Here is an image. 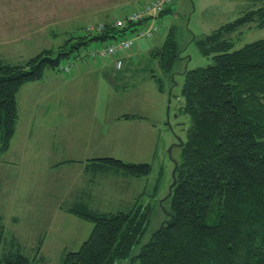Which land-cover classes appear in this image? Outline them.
Instances as JSON below:
<instances>
[{"label":"rangeland","instance_id":"rangeland-1","mask_svg":"<svg viewBox=\"0 0 264 264\" xmlns=\"http://www.w3.org/2000/svg\"><path fill=\"white\" fill-rule=\"evenodd\" d=\"M104 1L0 0V55L7 63L24 64L44 49H54L56 58L70 34H88L91 22L106 18L100 17L103 10H96L119 0ZM261 5L262 0H177L158 20L162 31L142 39L150 45L141 50L138 42L121 69L111 59L95 61L90 47L103 43L89 41L61 59L60 65H70L69 70L46 68L39 79L22 86L15 134L9 149L0 150V258L17 241L32 258L63 264L66 254L78 250L93 230L91 221L68 211L73 198L85 196L89 175L91 208L118 212L137 204L151 206L147 241L167 217L170 199H162L171 194L181 155L179 138H187L192 123L189 114L178 110L182 72L214 64L213 54L203 53L199 40ZM111 10L104 20L124 9L118 5ZM172 26L181 57L168 72L153 52ZM55 28L59 31L53 35ZM243 28L232 33L235 48L264 38V27ZM91 156L149 163L152 168L148 175L133 176L85 167V158Z\"/></svg>","mask_w":264,"mask_h":264},{"label":"trees","instance_id":"trees-1","mask_svg":"<svg viewBox=\"0 0 264 264\" xmlns=\"http://www.w3.org/2000/svg\"><path fill=\"white\" fill-rule=\"evenodd\" d=\"M173 6L160 11L156 22ZM116 18L107 21L102 30L70 34L56 58L54 49H44L24 64L7 63L0 55L2 152L9 149L16 131L17 94L22 86L39 79L46 68L63 70L68 65H60L61 59L89 41L102 44L134 36L154 19L116 26ZM248 24L264 27V0L199 40L203 53L213 54L214 64L182 72L183 101L178 110L189 114L192 123L182 140L180 160L175 162L172 196L162 199H170L165 207L167 217L143 242L151 222L149 204H137L128 211L99 212L79 199L68 211L94 226L81 247L66 254L63 264H264V38L241 48H235L232 38V33L242 32ZM179 52L172 26L153 54L171 72L181 57ZM92 161L98 168L133 176L148 175L152 168L149 163L114 157ZM2 235L0 228V247ZM10 245L0 264H50L25 254L17 241Z\"/></svg>","mask_w":264,"mask_h":264},{"label":"built area","instance_id":"built-area-1","mask_svg":"<svg viewBox=\"0 0 264 264\" xmlns=\"http://www.w3.org/2000/svg\"><path fill=\"white\" fill-rule=\"evenodd\" d=\"M176 0H146L136 7H130L129 10H124L120 14L114 25L123 26L128 22H137L146 17H154L150 22L149 26L142 28L137 31L136 35L129 36L126 35L120 39L108 40L103 43L101 47H90V52L97 57H100L104 60L111 59L114 63V66L117 69H121L124 64V58L133 51L137 46L139 39L150 40L155 37L156 34L162 31L161 24L157 23L155 18L156 15L160 13L165 7L172 5ZM105 22H91L89 24L90 30H102L104 29ZM70 65L64 67L63 70H69Z\"/></svg>","mask_w":264,"mask_h":264},{"label":"crops","instance_id":"crops-1","mask_svg":"<svg viewBox=\"0 0 264 264\" xmlns=\"http://www.w3.org/2000/svg\"><path fill=\"white\" fill-rule=\"evenodd\" d=\"M110 1H112V0H105L104 2H103V4H107V3H109ZM138 2V1H141V2H144V1H146V0H119V1H117L115 4H113V5H109V6H104L103 8H100L99 10H96V11H100V10H103V12L101 13V16L100 17H106V18H104V19H107L108 17H110L111 16V13H112V8L114 7V6H118V5H121V7H123V9L125 10L127 7H129V4H131L132 2ZM137 4H139V2L137 3ZM132 7V6H131ZM109 10H111V12L109 11ZM29 13H30V11H28ZM122 12H123V10H122ZM36 13V12H35ZM66 14H69L68 12H66ZM30 15V14H29ZM36 15H38V14H36ZM119 14H117V16H118ZM104 19H102L103 21H107V20H104ZM92 20V19H91ZM37 20H35L34 22H36ZM98 21H101V20H98ZM31 22H33V21H31ZM149 22V21H148ZM148 22H146V23H144L143 24V27L144 26H146L147 24H148ZM159 22V21H158ZM160 23V22H159ZM29 28L30 29H32V30H36L37 29V32H39V31H41L42 30V28L40 29L38 26L37 27H33L32 25L31 26H29ZM29 28L27 27L25 30H27L28 32H31L30 30H29ZM59 30L57 29V28H55L54 29V31L52 32V33H54L53 35H56V33L58 32ZM156 36V35H155ZM17 39H19V38H21L20 36H17L16 37ZM15 38V39H16ZM10 41V40H9ZM8 41V42H9ZM147 44H149V43H144V41L141 39V40H139V46L141 47L140 48V50L142 49V47L144 46V45H147ZM150 45V44H149ZM139 50V51H140ZM138 51V52H139ZM137 52V53H138ZM130 56H127L126 57V59H125V63H127L128 62V58H129ZM132 57V56H131ZM95 61L97 60V59H94ZM104 62L106 61H108V60H104V59H102ZM95 158H100V157H94V156H91V158H85V159H87L86 160V162L84 163V166L85 167H90L91 168V166H93V167H95V168H97L98 167V165H97V163L96 162H93L92 161V159H95ZM68 159H70V158H68ZM90 160H91V162H90ZM91 181H92V179H91V175H89L88 177H87V180H86V182L88 183V190L87 191H85L83 194L85 195V196H80V197H78L77 199L76 198H73L72 199V201H73V203L75 202V201H77V200H79V199H81V200H85L86 202H87V204L91 207V196H92V193H91ZM109 197H111L112 198V196H109ZM94 208V207H93Z\"/></svg>","mask_w":264,"mask_h":264},{"label":"water","instance_id":"water-1","mask_svg":"<svg viewBox=\"0 0 264 264\" xmlns=\"http://www.w3.org/2000/svg\"><path fill=\"white\" fill-rule=\"evenodd\" d=\"M169 103H170V101H169ZM169 106H170V105H169ZM169 106H168V113H169V109H170V108H169ZM182 142H183V141H182V139H181V138H179V145H181V144H182ZM175 182H176V180H174L173 184H175Z\"/></svg>","mask_w":264,"mask_h":264}]
</instances>
